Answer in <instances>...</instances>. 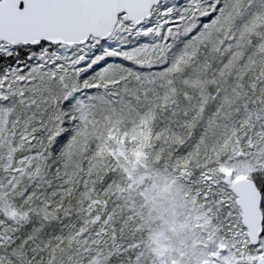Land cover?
I'll list each match as a JSON object with an SVG mask.
<instances>
[{
	"label": "snow or ice",
	"instance_id": "6c2138e0",
	"mask_svg": "<svg viewBox=\"0 0 264 264\" xmlns=\"http://www.w3.org/2000/svg\"><path fill=\"white\" fill-rule=\"evenodd\" d=\"M0 264H264V0H0Z\"/></svg>",
	"mask_w": 264,
	"mask_h": 264
}]
</instances>
